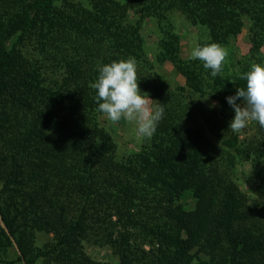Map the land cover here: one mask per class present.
<instances>
[{"label":"trees","instance_id":"16d2710c","mask_svg":"<svg viewBox=\"0 0 264 264\" xmlns=\"http://www.w3.org/2000/svg\"><path fill=\"white\" fill-rule=\"evenodd\" d=\"M258 4L7 1L0 12V264H107L92 258L87 244L107 247L118 264H264V222L253 221L237 186L219 173L203 131L189 125L170 94L159 98L164 116L155 134L138 152L114 160L116 144L90 86L98 63L142 57L141 22L153 17L164 34L157 60L178 67L190 89L205 90L232 114L226 98L245 87L240 76L250 68L232 75L222 64L212 77L199 60L183 63L168 16L179 12L204 27L201 46L222 47L248 18L259 48ZM131 10L138 20L130 22ZM224 145L232 156L242 151L236 141ZM256 150L264 196V146ZM37 231L54 238L37 247ZM145 237L155 251L137 246Z\"/></svg>","mask_w":264,"mask_h":264},{"label":"rangeland","instance_id":"374dc122","mask_svg":"<svg viewBox=\"0 0 264 264\" xmlns=\"http://www.w3.org/2000/svg\"><path fill=\"white\" fill-rule=\"evenodd\" d=\"M7 1L0 0V12L3 7L8 10ZM69 1L79 2V0ZM117 1L125 3L127 0ZM259 3L257 9L262 8L264 10V3L261 0ZM129 16L131 17L130 22L139 19L136 10H131ZM168 18L179 37L180 52L178 58L183 63L187 62L190 60L192 48L205 40L206 29L192 25L179 12L169 14ZM141 25L143 53L142 57L136 61L138 86L141 93L149 94L150 99L157 102H159V98L170 94L169 96L180 106V109L186 111L185 118L189 125L203 131L213 158L222 165L219 173H222L227 180L237 186L246 203L248 213L254 218L253 221L256 223L258 221L264 222L262 186L259 178L255 176L253 168V161L256 160V149H261L264 146V128L252 121L239 132L231 131L229 123L234 117V112L228 115L223 113L220 104L208 97V92L204 90L202 94L196 93L186 85L182 71L178 67L169 61L159 62L157 60L156 57L161 50L160 43L164 37L157 20L153 17L146 18L141 22ZM254 38L256 39L252 22L248 18H243L242 28L236 39L231 40L230 44L223 47L227 51V56L222 64L226 66L230 74L236 75L242 69L250 68L253 62L264 65V45L259 48L255 47ZM154 83L155 86H153ZM164 89L166 93L160 95L158 91ZM100 122L109 131L116 144L114 160L138 152L140 147L149 139L137 134L136 125L133 122L124 119L119 122H111L105 115L100 117ZM229 141H236L237 148L242 151H236L235 156L229 154L228 148L224 145ZM104 161L111 163L107 157L104 158ZM114 219H116L115 216L112 217V220ZM53 238L54 236L50 232L37 231L35 233V245L42 248L49 244ZM148 240L149 238L146 237L138 239L137 246L145 251H155L158 246L155 243L154 245L149 244ZM85 250L92 258L102 263L118 264V259L105 246L87 244ZM191 264L196 263L192 262Z\"/></svg>","mask_w":264,"mask_h":264},{"label":"clouds","instance_id":"9594fccd","mask_svg":"<svg viewBox=\"0 0 264 264\" xmlns=\"http://www.w3.org/2000/svg\"><path fill=\"white\" fill-rule=\"evenodd\" d=\"M227 51L218 43L195 45L190 59L203 62L204 69L216 77L222 69ZM99 75L90 86L96 91L97 111L111 122L124 119L136 125V132L143 138H151L164 116V106L141 93L137 79V62L134 57L97 65ZM240 79L245 87L238 88L235 96L227 97L234 110L229 129L239 132L255 121L264 128V65L253 62L250 70ZM241 100L242 103H237Z\"/></svg>","mask_w":264,"mask_h":264}]
</instances>
